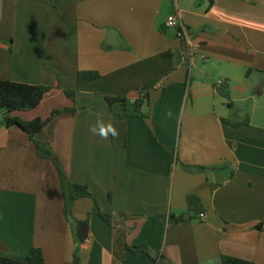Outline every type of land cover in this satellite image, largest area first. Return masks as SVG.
I'll list each match as a JSON object with an SVG mask.
<instances>
[{"label": "crops", "instance_id": "obj_1", "mask_svg": "<svg viewBox=\"0 0 264 264\" xmlns=\"http://www.w3.org/2000/svg\"><path fill=\"white\" fill-rule=\"evenodd\" d=\"M173 15L192 57L181 28L167 26ZM79 72L101 76L77 89ZM0 80L60 86L12 118L76 109L35 139L113 217L112 229L91 199L75 203V219H90L81 264H156L126 246L165 264H264V0H0ZM65 90H77L75 102ZM148 91L144 118H124V105L106 100L132 107ZM6 115L0 254L26 261L41 249L45 264H74L56 167L21 128L2 125ZM97 119L119 137L93 135ZM189 195L201 199L204 221L154 219L188 213Z\"/></svg>", "mask_w": 264, "mask_h": 264}, {"label": "trees", "instance_id": "obj_2", "mask_svg": "<svg viewBox=\"0 0 264 264\" xmlns=\"http://www.w3.org/2000/svg\"><path fill=\"white\" fill-rule=\"evenodd\" d=\"M100 76L101 75L98 72H79L77 76V89L87 83L98 80ZM54 89H60V86H33L9 80H0V110L7 111V115L2 125H14L21 128L28 135L29 139L35 144L39 155L45 160L52 161L55 165L60 178L64 202V215L68 222L72 225L74 235L77 240V247L74 252V264H81L80 246L84 244L87 239H89L90 219H75L73 213V207L75 203L82 199H91L97 208L100 218L112 229L114 228L113 217L110 214L101 211L98 198L90 192L87 186L73 183L69 179L59 157L55 154L50 145L39 142L35 139V137L40 134L55 117L65 113H75L76 109L65 108L62 110H55L47 119L38 118L33 121H23L20 118H12L9 115L13 112L31 111L36 109ZM64 92L72 102H75L77 90H65ZM168 92V89L163 90L160 100H162ZM106 100L110 106H113L116 103L123 104L125 111L122 117L124 118H144L146 117L144 111L150 105V94L148 91L142 97L137 98L132 107L129 106L128 100L126 98L107 97ZM199 170L204 171L206 168H200ZM187 204L189 211L186 214L179 216L170 215L168 217H154V219L158 221L168 220L170 224L178 225L189 220H200L201 215H206V210L198 196L189 195L187 197ZM257 229L263 230L264 227L263 225H259L257 226ZM126 248L134 253H140L144 257L151 258L156 264H165L162 262V256L153 257L149 252L143 250L140 247L130 248L129 246H126ZM0 264H45V258L41 249H33L26 261L15 260L0 254ZM221 264L256 263L231 256H223Z\"/></svg>", "mask_w": 264, "mask_h": 264}, {"label": "clouds", "instance_id": "obj_3", "mask_svg": "<svg viewBox=\"0 0 264 264\" xmlns=\"http://www.w3.org/2000/svg\"><path fill=\"white\" fill-rule=\"evenodd\" d=\"M89 131L103 140H108L109 136L114 139L119 137V131L114 124L112 122L105 123L103 119H97L96 123L90 126Z\"/></svg>", "mask_w": 264, "mask_h": 264}, {"label": "built area", "instance_id": "obj_4", "mask_svg": "<svg viewBox=\"0 0 264 264\" xmlns=\"http://www.w3.org/2000/svg\"><path fill=\"white\" fill-rule=\"evenodd\" d=\"M167 26H168L169 28H181V27H182V26H180L179 20H178V18H177L176 15H173V16H170V17H169V19H168V21H167ZM180 32H181V35H182L184 38H186L187 46H188V49H187V50H188L189 55L192 57V56H193V53H194V51H195V49H194V47H192V46L190 45V42L188 41V37H187V33H186V31H185V28H181ZM221 84H222V82L219 83V85H221ZM205 219H206V215H201V216H200V221H204ZM88 240H89V239H87L85 243H87Z\"/></svg>", "mask_w": 264, "mask_h": 264}, {"label": "water", "instance_id": "obj_5", "mask_svg": "<svg viewBox=\"0 0 264 264\" xmlns=\"http://www.w3.org/2000/svg\"><path fill=\"white\" fill-rule=\"evenodd\" d=\"M12 128H14L15 126L13 125V126H11Z\"/></svg>", "mask_w": 264, "mask_h": 264}]
</instances>
